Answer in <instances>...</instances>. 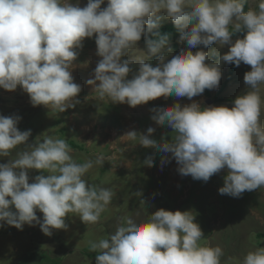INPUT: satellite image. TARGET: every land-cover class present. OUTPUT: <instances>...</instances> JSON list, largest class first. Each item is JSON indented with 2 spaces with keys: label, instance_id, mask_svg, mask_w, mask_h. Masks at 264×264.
Wrapping results in <instances>:
<instances>
[{
  "label": "clouds",
  "instance_id": "9594fccd",
  "mask_svg": "<svg viewBox=\"0 0 264 264\" xmlns=\"http://www.w3.org/2000/svg\"><path fill=\"white\" fill-rule=\"evenodd\" d=\"M247 0H88L85 7L72 0H0V88L18 86L32 106L43 105L58 112L74 108L82 86L74 82L72 69L85 38L95 34L97 55L94 78L87 81L103 100L146 104L161 96L193 97L205 89H217L222 78L221 61L250 65L244 74L247 90L235 97L233 106L202 107L198 102L152 109L157 124H167L176 135L170 141L152 137L154 128L139 135V144L171 152L178 172L207 182L227 167L220 194L239 197L264 186V125L261 124L264 84V0L258 10L244 11ZM170 18L179 39L188 48L157 66L144 60L123 59L144 36L148 57L162 52L169 35L159 29L162 17ZM231 30L229 29V26ZM147 26V27H145ZM246 30L243 38L232 40ZM151 34L154 39L149 38ZM229 45L226 53L209 61L212 52L191 50L197 45ZM166 61V62H165ZM138 71L128 79L130 65ZM99 82V83H97ZM18 115H0V157H8L18 145H28L15 160L0 163V222L22 230L39 225L51 236L53 229H67L74 213L88 224L99 221L114 193L89 185L84 175L93 161L76 163L64 139L45 138L26 143L31 130L21 131ZM135 140L137 132L125 134ZM162 162L167 160L162 158ZM96 164L103 165L98 156ZM145 163L152 166L153 157ZM39 170L29 183V171ZM46 173V175H45ZM10 197V199H9ZM13 206L15 211H13ZM37 210L43 217L37 216ZM3 224H0L2 227ZM204 233L190 210L159 208L147 221L124 217L109 239L90 244L96 264H220L223 249L202 245ZM242 264H264V248L249 251Z\"/></svg>",
  "mask_w": 264,
  "mask_h": 264
},
{
  "label": "rangeland",
  "instance_id": "374dc122",
  "mask_svg": "<svg viewBox=\"0 0 264 264\" xmlns=\"http://www.w3.org/2000/svg\"><path fill=\"white\" fill-rule=\"evenodd\" d=\"M72 3L85 7L88 0H72ZM247 3L250 8L258 10L259 0H247ZM106 6L107 0H104L101 8ZM158 15L162 17L160 27L173 23L163 12ZM244 35H233L232 40ZM82 43L74 61L76 67L72 69L74 82L82 86L76 97L79 103L74 108L58 112L43 105L34 107L29 95L18 86L14 91L0 88V115L22 118L18 129L31 130L26 143H38L45 138L64 139L71 147L70 155L76 163L93 161V167L83 179L94 187L112 190L113 200L98 222L86 225L76 214L69 213L65 218L68 228L53 229L51 236L45 235L39 225L25 224L20 230L0 222L3 224L0 227V264H96L97 253L90 251L92 242L109 239L124 217H130L137 223L144 222L159 208L190 210L204 233L200 243L223 249L220 264H242L249 251L264 248V186L245 191L239 197L220 194L218 189L224 184L229 171L227 167L207 182L195 180L190 175L179 174V165L171 152L164 153L156 147H144L138 143L139 135L147 134L149 127L154 128L152 137L157 141H170L176 135L167 124H157L151 119L155 115L152 109L158 111L177 102L183 106L193 101L202 107L226 105L231 108L235 97L247 90L243 77L251 66L243 62L235 66L221 61L222 78L217 89H205L203 94L192 100L169 95L130 107L126 103H112L107 97L101 100L94 85L87 83L94 78V69L101 57L97 55L95 34ZM196 47L206 52L218 48L207 62L217 60L219 55L229 50L227 44ZM187 48L186 41L177 35L162 52L148 57L147 44L138 41L122 60H144L155 67L161 55L170 58ZM191 50L196 52V48ZM130 67L132 71L128 79L138 71L139 64L133 63ZM260 89V120L264 125V84ZM133 130L137 132L135 140L125 135ZM30 150L28 145H18L8 157H0V163L15 160ZM98 156L104 157L103 165L95 163ZM149 156L153 157L152 166L145 163ZM162 158L167 162H162ZM39 174V170H30L29 183ZM37 216L42 219L43 214L37 210Z\"/></svg>",
  "mask_w": 264,
  "mask_h": 264
},
{
  "label": "trees",
  "instance_id": "16d2710c",
  "mask_svg": "<svg viewBox=\"0 0 264 264\" xmlns=\"http://www.w3.org/2000/svg\"><path fill=\"white\" fill-rule=\"evenodd\" d=\"M249 5L248 3L246 2L245 5H244V11L246 12L248 9H249ZM231 27L232 26H229V29L231 30ZM154 31H159L161 34H165L167 33L169 35V43H173L175 38L177 37V35H179V32L178 30L175 28L174 24L173 23H168V24H165L161 27H159V29L157 30H154ZM243 34H246V30L244 31H240V32H236L234 33L233 35H243ZM149 38H152L154 39L155 37H153L151 34H149ZM141 42H144L146 44V41H145V38L144 36L141 37ZM168 43V44H169ZM168 46V45H167ZM196 48V51H198V48ZM224 100V99H223Z\"/></svg>",
  "mask_w": 264,
  "mask_h": 264
}]
</instances>
